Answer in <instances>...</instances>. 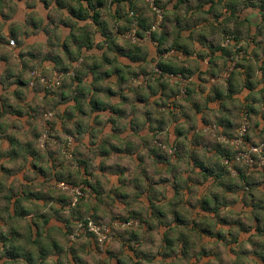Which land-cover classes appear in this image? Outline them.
<instances>
[{
  "label": "crops",
  "instance_id": "crops-1",
  "mask_svg": "<svg viewBox=\"0 0 264 264\" xmlns=\"http://www.w3.org/2000/svg\"><path fill=\"white\" fill-rule=\"evenodd\" d=\"M161 1L164 13L169 6L174 13L170 17L165 16V21H171L165 22V39H160V44L159 41L144 37L137 44H132L124 39L128 30V11L135 9L141 19H146L148 9L142 0H39V4L43 5L40 10L44 12L43 19L37 11V0H0L1 46L9 47L8 41L13 39L17 44L14 51L29 49L27 52H18L19 71L11 56L0 51V232L8 237L10 228L13 232L17 227L22 233L25 232L26 224L19 217L23 214L35 215V224L29 220L34 236L37 232H42V236L36 240L38 243L34 245L25 239L13 241V246L16 243L23 244L19 256L5 257V249L15 251L10 250V238L5 245L0 239V264H31L28 260L31 256L34 257L35 264H87L88 260V264H124V257L135 264H149L158 259L161 255L159 252L173 251V232L182 229L196 232L202 241L196 252H193L195 243L191 241L183 240V244L180 242L183 248L178 245L182 248L183 256L194 255L191 261L199 264H236L241 255L247 254L249 264H264V241L257 240L258 237L264 238V220H260L259 214H255L254 226L249 233L258 236H253V241L256 242H248L246 239L226 245L225 239H230L231 235L237 238L240 231L249 230L248 225L238 222V216L246 210L243 206L246 193L240 190V183L233 182L236 178L221 170L218 151L225 146L218 144L216 139L219 136L226 139L232 137L239 126L238 121L247 112L249 132L254 136V139L249 136L250 141H264V130L261 129V123L264 122V88H259L264 79L255 84L252 82L255 70L251 64V58H255L257 64L261 65L259 71L264 74V42L257 41V36L264 35V0ZM73 2L76 7H73ZM20 5H24V8L21 9ZM64 11L67 12V17L61 15ZM253 12L258 14L255 18L258 23L249 20ZM87 20L92 23L79 26L78 22ZM61 27L71 30L68 38L63 41L57 34ZM41 34L47 38L50 49L47 53L27 43L31 38L39 39ZM227 38L237 44L242 40L249 41L250 44H255V48L243 49V70L237 68L232 73L225 82L227 87L212 84L211 91L203 101L195 99L198 95L197 88L199 94L205 93L200 85L211 84V80L220 78V67H213L212 62L218 64L224 59L218 54L230 51L220 47L221 42ZM118 40H123L124 46ZM142 43L144 47H141ZM130 44L138 47L134 48ZM194 44L205 51L197 52L192 47ZM57 48L64 52L67 62L55 51ZM73 48L76 49L75 53ZM249 51L251 57L248 56ZM231 55L236 56L235 49H231ZM81 56L84 57V63L79 68H72L71 65L77 64ZM193 56L199 63L192 62ZM204 59H209L210 65L202 70ZM46 61H51L58 73L61 70L71 71L76 73L77 78H67L65 75L67 79L62 80L61 86L56 89L41 86L38 81L30 87L31 81L26 78V73L35 71L36 66ZM226 62L227 60L221 66L223 70ZM132 64L137 66L138 72H132ZM149 64H155V68L149 67ZM158 65L173 72L179 70L189 77V82L184 86L186 96L180 95L182 88L176 80L166 76L159 79L156 74ZM113 76L117 77L119 92H113L110 87L105 86V82L112 80ZM193 76L199 82L196 85L190 82ZM89 77L91 83L87 84L85 82ZM133 77H143L144 85L133 88ZM23 90L31 95L44 93L46 105L65 107L60 119L65 121V134L71 135L75 144L82 145L84 137H89V145L84 146L85 151L80 152L77 148L78 155L74 153L80 173L71 174L62 160L56 158L59 156L58 150L53 149L49 143H45L44 153L37 147L34 141H38L40 133L35 130V125L43 109L40 105L33 107L26 104L27 95ZM126 90L132 91L133 95L125 96L123 93ZM245 90L248 95L237 106L234 98L243 96ZM9 91L16 99L15 105L3 95ZM100 93H105L110 99L119 97L124 105H131V113L127 107L102 102ZM153 95H160L161 102L152 105ZM178 98L183 99L188 106L181 105ZM165 100L168 103H164ZM70 103L73 106L68 108ZM141 104L144 105L143 111L136 107ZM210 104H216V108H210ZM153 107L168 108L170 120L158 110L153 111ZM109 112L107 123L113 125L114 136L121 135L126 130L121 123L122 118H130L131 130L137 135L150 134L141 137L144 155H139L140 147L130 140L126 142L127 146L117 148L108 138L97 139L102 135V130L97 132L96 128L105 124L99 117ZM138 113L144 118V122L139 124ZM84 116H94L96 128L77 118ZM112 116L117 119H112ZM196 117H200L199 125ZM16 118L24 121V127L32 129L29 133L32 140H21L10 133L9 129L16 132L23 130L15 122ZM169 122L173 125L172 128L168 127ZM48 123L51 125V122ZM68 123H73L72 129L67 127ZM204 128L211 129V134L201 135ZM57 140L64 144L66 142L60 141L58 136ZM157 140L166 146V150L154 145ZM133 154L138 161L136 174H132L127 166L108 163L112 156ZM97 158H100L98 165L95 164ZM6 163L14 167H6ZM181 165H186V168L182 169ZM97 172L100 175H96ZM125 173H129V178H125ZM105 174L116 176V184L109 187L111 181ZM69 175L75 177L71 181L78 182L81 179L80 181L88 182L93 192L90 201L79 207V215L87 214L97 221L108 223L114 221V225L120 223L119 219L122 217L135 216L139 222V233L123 235V228H119L118 231L122 234L121 237L117 236L119 248L108 247V244L95 245L90 240H83L84 245L79 247H73L76 244L72 242H59L66 236L67 230V219L58 214L65 197L61 194L48 196L37 191L36 182L43 178L39 185L41 189L55 188L59 180L67 179ZM185 175L188 176L187 179L184 178ZM17 176L23 182L14 179ZM156 176L160 179H155ZM251 181L252 188L247 197L248 210L259 204L261 198L256 203L257 189L264 192V189L256 185L255 180ZM193 185L208 187L201 194ZM233 196L240 199H233ZM49 203H54L56 207L50 210L51 214H42L40 207H48ZM259 206L263 208V205ZM101 208L105 209L104 213L100 212ZM225 209L230 211L226 212ZM233 215L237 218H233ZM257 222L260 223L259 227L255 225ZM17 225L25 228L22 231ZM225 228L228 229L227 233ZM258 228L263 232L258 233ZM149 233H152V237L161 236V242L148 238ZM129 244H134L136 248L130 251ZM247 245H251V249ZM81 253L84 258H81ZM173 253L177 255V252ZM75 259L79 262H75Z\"/></svg>",
  "mask_w": 264,
  "mask_h": 264
},
{
  "label": "clouds",
  "instance_id": "clouds-1",
  "mask_svg": "<svg viewBox=\"0 0 264 264\" xmlns=\"http://www.w3.org/2000/svg\"><path fill=\"white\" fill-rule=\"evenodd\" d=\"M73 7H76L75 2H73ZM85 7H87V5H85ZM20 8L23 9L24 5H20ZM41 9H43V5L39 4V0H37V11H38L40 18L43 19L44 12L40 11ZM51 10H53V9H50V11ZM5 11H7V9H5ZM152 13L156 14L155 24H153V26L151 27L152 32H157L158 27L162 23L171 22V21H165L166 15L169 17L174 15L173 9L171 6L168 7L166 13L162 12L160 9L153 6L152 11L149 13V15L151 16ZM61 15H64L65 17H67V12L64 11L61 13ZM257 15L258 14L256 12H253L251 14V17L249 18L250 22L258 23L259 21H257L255 19ZM74 23H76V22L74 21ZM78 23H79L80 27H84L86 24H91L92 21L87 20V21H80ZM70 32H71L70 29H64L63 27H61L57 34L60 36L61 41H63V40L68 38V36L70 35ZM5 35H7V31H5ZM21 39H23V37H21ZM257 41L258 42H264V35L257 36ZM117 42L120 43L121 46H124L123 40H118ZM133 42L135 43V41H133ZM8 43L10 46L9 47L0 46V51H3L4 53H7L11 56L12 62L15 65H17L16 70L19 71L20 60L18 58V52H27V51H29V49L28 48H21V49H18L17 51H14V49L17 48L16 40L9 39ZM27 43L30 45H34L37 50H42L44 53H47L50 50L48 47L47 38L44 37L42 34H41L39 39L31 38L27 41ZM141 47H144L143 43L141 44ZM192 47L195 48L197 50V52L205 51L204 49H201L198 44H194ZM220 47L230 50L227 53H219L218 54V55H221L224 57V59H221L218 64L215 61L212 62L213 67H220V72H221L220 78L211 80V84L204 83V84L200 85L201 87H203L205 89V93L199 94V88H197L198 95L195 97V99H197V100L203 101L205 99V96L207 95V93L209 91H211V85L212 84H219V85H223V86L227 87L225 81H226V79L229 78V73L232 72L233 68H238V70H241V71L243 70L244 57H245V52L243 51V49H250V48L254 49L255 44H250L249 41H243V40L240 41L239 44H237L234 40H232V41H227V42H221ZM231 49H235V51H236L235 61L232 60ZM55 51L59 53V55L61 56L62 59L65 60V62H67L65 54L61 49L57 48ZM72 51H73V53H75L76 49L73 48ZM89 55H91V54H89ZM206 55H207V53H206ZM248 56L251 57V51L248 52ZM225 60L229 61L228 65H227V71L223 70V68L221 67L224 64ZM192 62L199 63V61L196 59L195 56L192 57ZM82 63H84V57L83 56L80 57V60L77 64H72L71 67L72 68H79L80 64H82ZM89 63H91V61H89ZM251 64L254 66V70H255V77L252 81L255 84L257 81L264 79V74H262L261 71H259V68L261 67V65L257 64L255 58H251ZM209 65H210V60L204 59L203 65H201V69L205 70V69H207V67H209ZM188 66L189 65H185V67H188ZM120 67L123 68V65H120ZM149 67L155 68V64H149ZM131 70H132V72H138V68L135 64L131 65ZM156 71L159 72L160 70L156 69ZM72 75H73L72 72H68L67 78H70ZM26 78L28 80L32 81L31 86H34L35 82L38 81L41 86L50 87L52 89L59 88L61 85V81L67 79L64 76L58 75V72L54 70V65L52 64L51 61H46L42 65L36 66L35 71L27 72ZM190 82L193 85H196L199 83L196 80L195 76L190 78ZM85 83L90 84L91 78L89 77V80L86 81ZM143 85H144V78L143 77H140L139 79L134 78V77L131 78V86L133 88H141ZM105 86L110 87L113 92H119L120 91V89L117 87V77H115V76H113L112 80L106 81ZM127 87L128 86L126 85L125 88H127ZM259 88H264V83H261L259 85ZM23 91L25 92V95H27V100L25 101L26 104L32 105L33 107H35V105H40V107L43 109V111L40 113V117L36 121V125H35V130L40 133L39 139H38V141H34L36 143L37 147L42 152L45 151V143L46 142L49 143L53 149L58 150L60 158L66 159L68 161L73 160V154L76 153L77 148H79L80 152L85 151L84 146L89 145V137L87 135L84 137L83 144L77 145L73 142L72 136L66 135L65 131L63 130L65 121L60 119V114L65 112L64 106L54 107L51 105H46L45 101H44V93H41L39 95H31V94H28L27 90H23ZM256 91L258 92L259 89H256ZM11 94H12L11 91H9L8 93H3V95H6L9 98L10 102L13 105H15L16 99ZM123 94L125 96L131 97L133 95V92L126 90ZM99 95H100L102 102H108L112 105H117L120 107H127L129 109V112L131 113V105H124L120 101L119 97H116L114 99H110L107 97V95L105 93H100ZM247 95H248V92H247V90H245L243 96H239V97L234 98L237 102V106L239 105V103H241L244 100V97H246ZM178 99H179V103L181 105H184L185 107L188 106L183 99H180V98H178ZM33 101H35V104H33ZM151 102H152V105H156V104L160 103L161 102V96L160 95H153L151 97ZM164 103H168V101L165 100ZM72 106L73 105L70 103L67 107L71 108ZM256 106L258 107L259 105H256ZM136 107L138 109H140L141 111L144 110V105H142V104L136 105ZM209 107L215 109L216 104H210ZM228 107H232V106L228 105ZM152 110L153 111L158 110L159 112L163 113L166 118H169V120H170V116H169L170 110L168 108L160 107L159 109H157L156 107H153ZM68 115H71V113H68ZM137 115L139 117L138 124L144 122L143 116L140 115L139 113ZM109 116H110V112L100 115L99 119L101 121L105 122V124L102 125L101 128H96L94 116H84V117H77V118L83 119V121L86 125H89L93 128H96L97 132H100L102 130V135L97 137L98 140H103L105 138H108L110 143L115 145L117 148H120L121 145L127 146L126 142L130 140L134 145H137L140 147L139 155H144L145 151L143 149L141 137H147V136H150V134L141 133L140 135H137L136 133H134L131 130L130 118L129 119H123L122 118L121 123L125 126L126 130L123 134L114 136L112 133L113 125L107 123ZM111 118L114 120L117 119L115 116H112ZM254 119H255V117H254ZM6 120H7V118H6ZM199 120H200V117H196V122L198 125H199ZM7 122L11 123V121H7ZM15 122L18 125H20L23 128V130L21 132H16V131H13L12 129H9L10 133L14 136H17L21 140H25V138H27V140H32V136L29 135V133L32 131V129H30L28 127H24L23 126L24 121L21 120L20 118H16ZM48 122H51V125H54L55 127L52 128ZM73 123H75V121ZM73 123H68L67 127L69 129H72ZM238 123L240 124V127L237 130L236 135H237V137L242 138V137H244L245 133L248 131L250 125H249L248 121L243 117H241V119L238 121ZM185 126L187 127V125H185ZM117 127H119V125H117ZM168 127L169 128L173 127L171 122H169ZM261 129L264 130V122L261 123ZM200 134L201 135H210L211 129L204 128L203 132H201ZM248 135L253 136V134L251 132H248ZM57 136L59 137L60 141H66L67 144L58 142ZM216 139H217L218 144L228 145L231 150L240 152V154L237 156L236 161H235V163L238 167L244 168L245 165L251 164L252 163V160H251L252 156L260 158L261 163L264 164V156H262V149H264V145H261L259 147H249L247 144L244 143L243 139L229 140V139H226L224 136H219ZM253 139H254V136H253ZM257 143H259V142L257 141ZM76 154L78 155V153H76ZM99 163H100V158H97L95 160V164L98 165ZM108 163L109 164L119 163L122 167H124V166L129 167L131 169L132 174L137 173L138 161H137L135 154H133L131 156H129V155H123V156H119V157L112 156V158L108 160ZM37 164H39V162H37ZM5 166L9 167V168L14 167V165L8 164V163H6ZM77 167H78V165L73 163L71 165L69 171L74 173L75 171H77ZM180 167L183 169V168H186V165H181ZM81 170H82V168H81ZM150 171H151V169H150ZM197 171H198V169H197ZM228 171L231 173V176L233 178H236L233 180V182L234 183H240V181L238 179L239 174L235 171V169L233 167L229 166ZM251 172H252V169L249 168V173H251ZM31 174L32 173H30V175ZM96 175H100V173L97 172ZM105 175L107 176V179L111 181V184L109 185V187L116 184V180H117L116 176L111 175V174H105ZM125 178H129V173H125ZM154 178L157 180L160 179L159 176H156ZM184 178L187 179L188 176L185 175ZM253 178H259V173L258 172L255 173ZM14 179L21 180V177L17 176V177H14ZM67 179H69L71 181V180L75 179V177L72 175H69L67 177ZM21 182H23V181L21 180ZM42 182H43V178H41L40 181L36 182V190L37 191L43 192L45 195H48V196H56L59 194L56 191V188H58L59 190H63V192L66 193L67 197L70 198V200H71V208L72 209H75L77 207V205L81 203V198L84 197V195H85L84 192L81 191L80 187H75V188H72L71 190H69V185L65 184L62 181L58 185H56L55 188L45 187L44 189H41L39 185ZM53 183H55V182H53ZM86 187H88V190L91 191L90 185H88ZM207 187H208L207 185H204L203 188L197 187L196 185H193V188H195V190L201 194L204 192L205 188H207ZM232 198L237 199V200L240 199V197H237V196H233ZM85 202H86V197H85ZM24 207L30 208L31 205H24ZM54 207H56V205L54 203H49L48 207H40V212L42 214L43 213L51 214L50 210ZM225 211L226 212L230 211V209H225ZM100 212L104 213L105 209L101 208ZM77 214H79V213H77ZM233 218H234V216H233ZM24 223H27V221H25ZM113 227H115L117 229H119L121 227L127 228L128 225L127 224L121 225L120 223H117V224L113 225ZM76 228L77 229L83 228V224L76 222ZM88 230L95 233L96 237H98L101 244H103V242L105 240H108L109 244L112 243V240L109 238L111 235V230L108 229L107 227H105L102 231L100 227H97L94 223H92L91 220H89ZM6 231L7 230H5V232ZM224 231H225V233H227L228 229L225 228ZM105 233H107V235H105ZM77 235H79L78 231L74 232L73 235L71 237H69V239L75 241ZM156 238H157V240H159V236H157ZM61 242L64 243L63 240H61ZM116 247L119 248V244H117ZM247 247L249 249H251V245H247ZM80 255H81V258H84L82 253ZM157 264H161V262L158 260ZM190 264H195V261H191Z\"/></svg>",
  "mask_w": 264,
  "mask_h": 264
},
{
  "label": "rangeland",
  "instance_id": "rangeland-1",
  "mask_svg": "<svg viewBox=\"0 0 264 264\" xmlns=\"http://www.w3.org/2000/svg\"><path fill=\"white\" fill-rule=\"evenodd\" d=\"M143 3H144V5L147 7V5L145 4V2H144V0H143ZM160 5L161 6H163V3H162V1H161V3H160ZM225 42V41H224ZM225 68H226V66H225ZM224 68V69H225ZM186 94V92H184V93H181L180 95H183V96H186L185 95ZM233 137V136H232ZM232 137H231V139H232ZM161 145V146H163V147H165V148H160V147H157V144L158 143ZM262 142H264V141H262ZM47 143V142H46ZM65 144H67V142H65ZM154 145L157 147V148H159V149H163V150H166V146L164 145V144H162L160 141H156V142H154ZM44 153V152H43ZM74 157H75V154H73V160L72 161H68V160H66V159H63V158H60L59 156L58 157H56L57 159L58 158H60V160H62V163H64V165H66V167L68 168V171H69V169H70V167H71V165L73 164V163H75V164H77V162L75 161V159H74ZM78 165V167H77V171H75V172H79L78 170H79V168H80V166H79V164H77ZM70 172V171H69ZM74 172V173H75ZM71 174H74V173H72V172H70ZM80 173V172H79ZM76 174V173H75ZM79 180V179H78ZM81 180V179H80ZM78 181V182H76V185L77 186H79V185H81V182L82 181ZM56 186V185H55ZM86 186V185H85ZM53 188V187H52ZM56 191L57 192H59V195L61 194V195H64L65 196V202L67 201V194L66 193H64V192H62V191H60V190H58V189H56ZM258 191V192H257ZM257 191H256V193H255V195L257 196V200H256V203L258 202V200L260 199V201H259V204H257V206H256V208H255V206H253V208L251 209V210H248V200H247V197H248V193L249 192H246V195H245V198H244V201H245V205H243L244 207H245V209L246 210H244L243 211V214H241V215H239L238 216V222H243L245 225H248L249 227H248V229L249 230H247V229H243V231H240L239 233H238V236L239 237H232V235H231V238L230 239H225V237H223V239H225V242H226V245L228 244L229 245V243H231L232 241H238V240H240V241H245L246 239H248L247 241L248 242H252L253 240H255V237H253V236H256V237H258L257 235H255V233H251V234H249L250 233V231H252V228H253V226H254V222H255V214H259L258 216L260 217V220H264V192H260L258 189H257ZM92 190L90 191V193L88 194V195H86L85 197H86V201L87 202H89L90 201V197H91V195H92ZM71 200H70V198H68V201L66 202V204H68L69 202H70ZM83 203H85V198H83V200H81V203L80 204H78L77 205V207L75 208V209H70V210H67V209H65V210H61L58 214H59V217H62V218H64V219H73V218H75V219H77V220H79V221H81V220H83V219H85V218H87V217H89V218H91L93 221H95V222H98V223H100L101 222V224H106L107 222L106 221H97L96 219H94V218H92L91 216H88L87 214H84V215H79V214H77V211H79L78 209H79V207L83 204ZM263 205V208H259L260 206L259 205ZM256 209V210H255ZM253 210H255V211H253ZM56 211V210H55ZM115 212V211H114ZM254 212H256V213H254ZM115 213H117V212H115ZM225 216V215H224ZM233 216H235L236 218H237V216L236 215H233ZM61 218V219H62ZM123 219L125 218V217H122ZM132 221H133V224L132 225H130V226H128L127 228H125L126 230H124V232H123V235L125 234H130V233H132V232H134V233H139V228L140 227H138L139 226V222H138V219L137 218H134V219H132ZM223 223H224V220L222 221ZM226 222V221H225ZM113 223H114V221H113ZM112 223V225H114ZM227 223V222H226ZM72 225V224H71ZM255 225H257L258 227H259V225H260V223L259 222H257ZM72 226H76V224L75 223H73V225ZM121 228H123V227H121ZM131 228V229H130ZM242 230V229H241ZM76 231V229H75V227H73V230L71 231V233H70V236H71V234H73L74 232ZM52 232H56V231H52ZM142 233V232H141ZM257 233V232H256ZM261 233V232H260ZM150 237H148V238H150V239H152V240H154L155 242H161V236H159V240H157V238L155 237V235H154V237H152L151 235H152V233H149L148 234ZM243 235V236H242ZM42 236V232H40L39 231V238ZM70 236H65L62 240L66 243V244H68L69 242H71L72 240L71 239H69V237ZM58 237H59V234L56 236V238L58 239ZM112 243L111 244H109V243H107L108 244V247L109 246H113L114 248H115V246L119 243L118 242V238H117V236L116 235H114L113 234V236H112ZM166 238H167V236H166ZM172 243H173V251H168V252H164V253H161V252H159L161 255L160 256H158L157 258V260H155V261H153V262H150L149 264H157V261L159 260L160 262H161V264H190V262H191V260H192V258H193V254L192 255H190V256H183L182 255V253H181V250H182V248H183V246L181 245V244H183V240H188V241H191L192 243H195V246H196V248H195V246H194V248H193V252H196V251H198L199 249H200V247H201V240L199 239V237H198V235H196V232L194 233V232H188V231H186L185 229H182V230H180V231H177V232H173V237H172ZM83 240H86L83 236H80V237H76V240L75 241H72V242H74L76 245H74L73 247H79L80 245H84V242H82ZM257 240H259L260 242H263L264 241V238H262V237H258V239ZM81 241V242H80ZM59 242H61V241H59ZM118 242V243H117ZM178 242H179V244H178ZM180 242H181V244H180ZM253 242H256V241H253ZM87 243V242H86ZM243 243V242H242ZM182 246V248L181 247H179V246ZM117 248V247H116ZM135 249L136 247H135V245L133 244V245H130L129 244V250L130 249ZM131 251V250H130ZM242 251V247L240 248V252ZM173 252H177V255L175 254V253H173ZM189 252H190V250H189ZM168 253V256L166 255ZM134 254V253H133ZM175 256H173V255ZM180 254V255H179ZM189 254V253H188ZM163 255H165L167 258H165V256H163ZM92 257V256H91ZM248 256H247V254H245V255H241L240 256V259H239V261H237L238 263H236V264H249L248 263V258H247ZM89 258V257H88ZM125 258V257H124ZM123 258V260H124V264H135L134 262H131L130 260H128L127 258H125L124 259ZM86 260H87V258H86ZM89 261V260H88ZM88 261L86 262L87 264H88ZM196 264H199V262H195ZM84 264V263H83ZM137 264V263H136ZM138 264H141V263H138ZM145 264H148V263H145ZM208 264V263H207ZM228 264V263H227ZM252 264H254V263H252Z\"/></svg>",
  "mask_w": 264,
  "mask_h": 264
},
{
  "label": "trees",
  "instance_id": "trees-1",
  "mask_svg": "<svg viewBox=\"0 0 264 264\" xmlns=\"http://www.w3.org/2000/svg\"><path fill=\"white\" fill-rule=\"evenodd\" d=\"M143 1V0H142ZM161 3V1L159 2V4ZM160 7L162 8V10H163V12H164V8H163V6H161L160 5ZM147 9H148V17H146V19H141L138 15H137V13L135 12L136 10L135 9H133V10H129L128 11V21H129V23H128V25H127V28L126 29H129V26H130V23H131V21H132V18H130L129 17V12L130 11H134L135 12V14H136V19L138 20V25H139V29H138V31H137V36H138V38H139V41L140 40H142L144 37H145V34H146V32L148 31V29H150V27H151V25H152V23H153V21H154V19H155V16H154V14L152 13V15L150 16L149 15V13L151 12V10L149 9V7H147ZM147 20V21H146ZM164 26H165V23H163L162 24V30H160V31H158V32H154L153 34H151V39L152 40H155V41H159L160 42V39H165V33H164ZM162 36H164V38H162ZM232 41V40H231ZM162 42H160V44H161ZM137 44V43H136ZM132 47H134V48H136V46L137 45H132V44H130ZM138 47V46H137ZM165 50H170V49H165ZM172 50V49H171ZM235 53H236V51H235ZM232 56V55H231ZM227 63H228V61L226 62V65H227ZM225 65V66H226ZM157 68L160 70V73L161 74H159L158 75V77H159V79H161V78H163L166 74H173V75H178V74H180L181 76H183L184 78H186L187 80H189V77H187V76H185L184 75V73H180V71L179 70H177V71H175V72H173V71H170V70H166V69H163V68H161V66L160 65H158L157 66ZM61 72H63L64 73V75H67V73L69 72V71H62L61 70ZM71 72V71H70ZM65 77V76H64ZM72 78H74V79H76L77 78V75H76V73H74V77H72ZM61 86V85H60ZM244 113H247V112H244ZM240 125V124H239ZM248 132H249V129H248V131H247V134H246V137H245V142H246V144H248V145H253V144H257V142L256 143H253V142H251L250 141V139H249V135H248ZM232 136H234V134L232 135ZM231 138V137H230ZM229 138V139H230ZM260 143V142H259ZM225 147L224 148H220V150L218 151V156H219V160H220V162L222 163V165H221V170L222 171H224V172H227L228 173V175H230L231 173L228 171V168H229V166H226V165H224L223 164V161L225 160V159H228L229 161H232L233 160V157H234V150H231L230 148H229V146L228 145H224ZM231 167H233L235 170H236V172L239 174L238 175V179H239V181H240V184H239V188H240V190H243V192L244 193H246V192H249L250 193V191H251V188H252V186L250 185V181L251 180H255L256 181V185L257 186H259V187H261L262 189H264V187H263V177H264V171L263 172H259V171H252L251 173H249V171H248V169H247V167L245 166L244 168H240V167H238L236 164H233ZM259 173V178H253L254 177V175H255V173ZM210 173V172H209ZM66 182L67 184H69V185H71V186H77L76 185V182H74V181H70L69 179L67 180V179H61V180H59V182ZM252 182V181H251ZM81 184H84V185H86V186H88L89 185V183L88 182H86L85 180L83 181L82 180V182H81ZM248 193V194H249ZM64 196V195H63ZM65 197V196H64ZM83 200V199H82ZM67 201H68V198H67ZM66 201V202H67ZM66 202H65V200L60 204V207H59V211H61V210H64V207L66 206ZM135 215V214H134ZM19 217H21V220L22 221H27V223H25L26 224V229H25V232L22 230V229H24L22 226H20V225H17V226H20L19 228L23 231V233L20 231V230H18V227L15 229V231L13 232V230H11V228H10V231L8 232V235H9V237L6 235V234H3L2 232H0V239L3 241V244L5 245L6 244V241L8 240V238H10L11 239V248H10V250H14L15 252H11V251H8V249H5V252H3V255L5 256V257H7V256H11V255H16V256H19L20 255V253L19 252H22L21 251V249H22V246L21 245H23V244H17L16 243V245H12V243H13V241H18V240H21V239H25V241L26 242H32V244L34 245V244H36V243H38L36 240L37 239H39V234H38V232H37V234L34 236L33 235V233L31 232V225H30V223H29V220H31L30 222H33V224H35V221H34V219L36 218L35 217V215H33V214H23V215H19ZM38 217V216H37ZM93 218V217H92ZM135 218V216H132V217H126V218H122L121 220L119 219V221H120V223H122V224H125V223H128L129 221H132V219H134ZM76 222H79V220H77V219H75V218H73V219H68L67 221H66V223H67V230H66V235L67 236H70V233H71V231L73 230V227H75V226H72L73 225V223H75L76 224ZM112 222V221H111ZM111 222H107L106 223V225L107 226H109L110 227V229H111V232H112V234H114V235H116V236H118V237H121V235L122 234H120L119 232L120 231H118V229L117 228H115V227H113V225H112V223ZM98 223V222H97ZM72 224V225H71ZM128 229V228H127ZM131 229V228H130ZM123 230H126L124 227H123ZM258 233H262L263 232V230L262 229H260V228H258V231H257ZM80 236H83V235H79V236H77V238L78 237H80ZM86 240H90L91 242H93L95 245H102V246H104V245H107V244H98L97 242H95L93 239H92V237L91 236H83ZM72 242V241H71ZM72 243H74V242H72ZM29 260V262H31V264H35L34 263V257H30V259H28ZM75 262H79L77 259H75Z\"/></svg>",
  "mask_w": 264,
  "mask_h": 264
},
{
  "label": "built area",
  "instance_id": "built-area-1",
  "mask_svg": "<svg viewBox=\"0 0 264 264\" xmlns=\"http://www.w3.org/2000/svg\"><path fill=\"white\" fill-rule=\"evenodd\" d=\"M160 1H161V0H144L145 4L147 5V7H149V9H150L151 11H152V7L154 6V7L158 8V9H160V10L163 12V10H162V8L160 7V4H159ZM153 14H154V16H156L155 13H153ZM129 17L132 18V21H131V23H130L129 29H128V30L125 32V34H124V39H125L126 41L132 43V44H136V43L139 41V38H138V36H137V31H138V29H139L138 20L136 19V14H135L134 11H130V12H129ZM153 24H155V19H154V21H153L151 27L153 26ZM162 24H163V23H162ZM162 24L158 27L157 32L161 30V28H162ZM151 27H150V29H148V31H147L146 34H145V37H146V38H150V37H151V34L154 33V32L151 31ZM133 41H135V43H134ZM227 41H231V39H230V38H227V39L225 40V42H227ZM0 46H1V44H0ZM235 59H236V56L232 57V60H233V61H235ZM228 62H229V61H228ZM227 65H228V63H227ZM227 65H226V68L224 69L225 71H227ZM236 69H237V68H233L232 72L229 73V78L231 77L232 73H233ZM72 73H73V72H72ZM156 74L159 75V74H161V73H160V71H159V72L156 71ZM58 75H60V76H65L63 72L58 73ZM165 76H166L167 78H169V79H174V80H176V81L180 84V86H181V88H182V92H181V93H184V92H185V88H184V86L189 82V80H187L186 78H184V77L181 76L180 74H178V75H176V76L173 75V74H166ZM71 77H74V73H73V75H72ZM229 78H228V79H229ZM228 79H226V81H227ZM226 81H225V82H226ZM61 82H62V81H61ZM31 85H32V81L30 82L29 86H30V87H33V86H31ZM243 118H245V119L248 121V114H245V113H244ZM239 127H240V125H239L238 128L235 130V132H234V136L232 137L231 140H235V139H243L244 143L246 144V142H245V137H246L247 132L245 133L244 137H242V138L237 137V135H236V132H237V130L239 129ZM157 143H158V142H157ZM247 145H248V144H247ZM261 145H264V142H260V143L253 144V145H248V146H249V147H259V146H261ZM157 147L165 148V147L161 146L159 143L157 144ZM239 154H240V152L234 151V157H233V160H232V161H229L228 159H225V160L223 161V164L226 165V166H232L233 164H236L235 161H236V158H237V156H238ZM262 156H264V149H262ZM251 160H252V163H251V164H249V165H245V166L247 167L248 171H249V168H251L252 171H259V172H260V171H261V172L264 171V164L261 163L260 158L255 157V156H252V157H251ZM225 162H226V163H225ZM235 171H236V170H235ZM262 180H263L262 182H263V187H264V177H263ZM59 183H60V182H58L56 185H58ZM64 183L67 184L66 182H64ZM67 185H69V184H67ZM75 187H80V188H81V191H83L84 194H85L84 197L81 198V200H82L83 198H85V196L88 195V194L90 193V191L88 190V187H86L84 184H81V185H79V186H74V187L71 186V185H69V190H71L72 188H75ZM56 189H58V188H56ZM58 190H59V189H58ZM60 191L63 192V190H60ZM65 209H67V210L72 209V208H71V201H70L68 204H66V206L64 207V210H65ZM89 220H91L92 223H94L97 227H100L102 231H103V229H104L105 227H107L108 229H110V227L107 226L106 224L97 223V222L93 221L91 218L87 217V218H85V219L79 221V223L83 224V228H81V229H77L76 226H75V229H76L75 232L78 231V232H79V235H83V236H91L92 239H93L95 242H97L98 244H101L100 241H99V239H98V237H96L95 233H93V232H91L90 230H88V223H89ZM125 224H127L128 226H130V225L133 224V221H129L128 223H125ZM110 230H111V229H110ZM72 235H73V234H71V236H72ZM79 235H77V236H79ZM105 235H107V233H105ZM71 236H70V237H71ZM77 236H76V237H77ZM112 236H113V234H112V232H111V235H110V237H109L111 240L113 239ZM72 241H73V240H72ZM107 243H109L108 240H105V241L103 242V244H107Z\"/></svg>",
  "mask_w": 264,
  "mask_h": 264
}]
</instances>
